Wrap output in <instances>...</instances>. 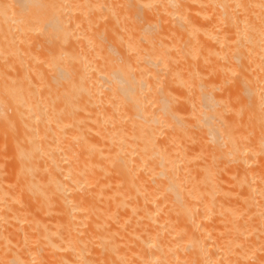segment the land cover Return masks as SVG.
<instances>
[{
    "label": "bare ground",
    "instance_id": "obj_1",
    "mask_svg": "<svg viewBox=\"0 0 264 264\" xmlns=\"http://www.w3.org/2000/svg\"><path fill=\"white\" fill-rule=\"evenodd\" d=\"M0 264H264V0H0Z\"/></svg>",
    "mask_w": 264,
    "mask_h": 264
},
{
    "label": "rangeland",
    "instance_id": "obj_2",
    "mask_svg": "<svg viewBox=\"0 0 264 264\" xmlns=\"http://www.w3.org/2000/svg\"><path fill=\"white\" fill-rule=\"evenodd\" d=\"M17 27H19V22H16L13 25V29L15 30ZM42 64L44 65L45 68H49V69L51 68V65L50 64H44V63H42ZM51 134H52V137H54L56 133L51 129Z\"/></svg>",
    "mask_w": 264,
    "mask_h": 264
}]
</instances>
